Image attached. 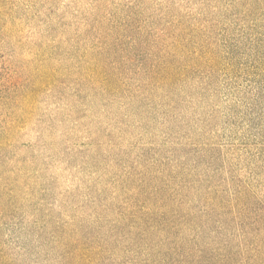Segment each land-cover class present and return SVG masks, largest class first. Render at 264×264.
Masks as SVG:
<instances>
[{"label": "trees", "instance_id": "obj_1", "mask_svg": "<svg viewBox=\"0 0 264 264\" xmlns=\"http://www.w3.org/2000/svg\"><path fill=\"white\" fill-rule=\"evenodd\" d=\"M36 1L52 12L50 18L43 19L35 4L0 0V15L7 24L14 22L18 17L14 13L22 6L32 7L33 17L41 22L37 34L41 65L32 73L36 85L59 87L73 98L68 104L72 112L91 110L90 104L97 101L107 110L115 107L111 112L118 120L110 124L109 141L113 132L121 138L130 126L152 123H131L136 108L172 115L175 101L185 99L178 84H191L197 95L207 80L203 69L225 60L223 54L217 58L218 47L204 38L207 34L195 35L212 24L210 19L190 24L188 13L179 12L175 0L167 4L158 0V13L150 15L144 14L148 5L142 0H122L117 7L121 15L116 10L102 12L99 5L87 12L84 3L89 0ZM187 21L190 29L185 28ZM241 44L248 46L243 59H263L260 39L239 38L236 47ZM233 54L226 60H234ZM14 74L11 70L9 76ZM35 88L22 87L18 98L26 102ZM4 122L0 120V145L14 128ZM146 131L150 134L151 127ZM177 154L164 159L155 155L149 162L137 159L132 166L116 163L121 170L108 174L103 187L114 195L103 200L100 188L91 189L95 193L91 200L103 211L113 208V214H98L99 230L91 225L79 230L76 220L57 225V263L264 264V204L251 188L255 180L233 176L232 183L226 182ZM3 182L6 204L12 207L19 192L16 179Z\"/></svg>", "mask_w": 264, "mask_h": 264}, {"label": "rangeland", "instance_id": "obj_2", "mask_svg": "<svg viewBox=\"0 0 264 264\" xmlns=\"http://www.w3.org/2000/svg\"><path fill=\"white\" fill-rule=\"evenodd\" d=\"M89 1L84 3L87 12L99 5L102 12L122 13L117 8L122 0ZM142 1L148 5L145 15L160 7L158 0ZM175 1L190 24L210 19L212 24L195 35L207 34L204 38L218 47L217 58L223 54L225 60L203 69L207 80L197 95L191 84H178L183 97L192 100L175 101L172 115L135 107L131 123H152L130 126L121 138L113 132L111 141L106 135L118 120L111 112L115 107L107 110L97 101L91 110L72 112L68 104L73 98L59 87L36 85L32 73L41 65L37 34L42 25L32 7L16 9L15 25L0 15V120L14 126L0 145V264H58L54 234L67 220H76L79 230L90 225L99 230L98 214L110 216L113 208L103 211L91 200V189L100 188L103 200L114 195L103 187L108 174L121 170L116 163L132 166L137 159L149 162L155 155L164 159L179 152L226 182L232 183L233 176L255 180L251 188L264 204V50L262 60H245L241 54L248 51V42L236 47L246 37L264 46V0ZM19 2L35 4L43 19L52 16L36 0ZM248 12L252 15L245 18ZM232 50L234 60H226ZM11 70L15 76H9ZM32 84L35 91L21 101L18 91ZM7 177L16 179L19 191L12 207L4 193Z\"/></svg>", "mask_w": 264, "mask_h": 264}]
</instances>
